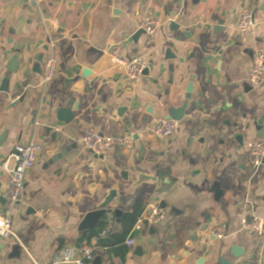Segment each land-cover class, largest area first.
Here are the masks:
<instances>
[{
	"label": "crops",
	"instance_id": "1",
	"mask_svg": "<svg viewBox=\"0 0 264 264\" xmlns=\"http://www.w3.org/2000/svg\"><path fill=\"white\" fill-rule=\"evenodd\" d=\"M263 2L0 0V84L11 57L19 62L9 82L12 95L0 92V215L8 209L3 162L18 144L32 141L43 147L10 210L12 233L0 242V264H52L56 252L78 243L97 245L95 257L102 256V264H214L234 245L244 254L226 255L229 261L241 264L252 255L253 264H264V242L239 230L249 211L247 199L264 222V165L253 176L245 166L247 143L264 141L254 126L247 128L264 116V86L247 88L254 55L264 53ZM244 8L252 11L254 28L241 35L237 25ZM147 12L160 26L153 39L143 34L135 43L132 37ZM221 20L224 29L215 32ZM48 39L54 47L49 44L45 52ZM168 49L176 60L165 59ZM41 52L58 60L56 76L46 86L41 73L34 72ZM137 55L148 66L140 81L131 84L115 59ZM84 69L91 76L83 77ZM190 76L195 77L193 97L178 134L155 139L152 119L166 117V102L181 105ZM71 100L78 105L72 107L73 121L58 124L55 109ZM121 107L127 108L124 117L131 130L117 115ZM90 128L113 137L112 150L102 159L81 143ZM125 138L132 139L131 147ZM68 147L65 157L53 160ZM139 174L154 180L139 181ZM217 182L220 199L211 190ZM112 189L118 194L112 207L121 210L120 221L109 215L106 226L80 240L82 217ZM141 199L146 207L162 206L165 220L139 231L132 228L120 240L122 216ZM221 225L227 236L218 240L213 230ZM100 238H110L109 247L100 246ZM129 238L135 239L132 247L126 244ZM138 247L142 257L136 254Z\"/></svg>",
	"mask_w": 264,
	"mask_h": 264
},
{
	"label": "built area",
	"instance_id": "2",
	"mask_svg": "<svg viewBox=\"0 0 264 264\" xmlns=\"http://www.w3.org/2000/svg\"><path fill=\"white\" fill-rule=\"evenodd\" d=\"M160 26L159 19L152 13L147 12L140 22L139 30L144 32L148 40L155 37L158 27ZM241 35L250 34L254 28L253 13L249 8H244L240 12L237 25ZM51 48L54 43H50ZM115 61L121 65L128 76L131 84H137L144 74L148 66V60L140 55L131 59L116 58ZM58 70L57 58L50 54L44 58L41 69V83L46 86L56 76ZM248 82L253 88L264 86V53L257 52L254 55L251 63ZM151 135L158 140H165L176 136L179 132V122L166 117H154L150 129ZM113 137L101 134L99 130L90 128L81 138L83 147L97 156L107 154L112 147ZM124 144L128 147L132 145L131 138H125ZM43 150V147L35 142L27 144H18L14 147L11 155L3 162L2 169L8 176L6 184L5 196L8 209L0 215V242L4 237L12 233V217L10 214L11 208L18 203L22 191L25 186L28 172L34 167L38 154ZM245 166L251 176L257 173L260 167L264 165V141L253 140L246 145ZM245 206L248 207V214L245 215L239 223V230L251 236L259 237L264 242V222L255 214V207L252 200L247 199ZM166 218V211L159 204H149L142 214L138 217L133 229L141 230L145 225H157L163 222ZM213 235L218 240H223L227 236L226 226L221 225L213 230ZM104 237V232L99 235ZM128 247L135 244V239L129 238L126 241ZM98 250L95 244H84L79 247V258L75 256L73 247H66L56 252L52 259V264H92L95 260V253Z\"/></svg>",
	"mask_w": 264,
	"mask_h": 264
},
{
	"label": "water",
	"instance_id": "3",
	"mask_svg": "<svg viewBox=\"0 0 264 264\" xmlns=\"http://www.w3.org/2000/svg\"><path fill=\"white\" fill-rule=\"evenodd\" d=\"M261 10L264 11V2L262 4ZM223 24H224V21L221 20L219 22L218 26L216 27L215 32L222 31L224 29ZM172 27L174 28V27H178V26L176 24H172L171 28ZM143 34H144V32L142 30H138L132 37V39H134L133 41L135 43H138V40H140L139 38L142 37ZM47 42H48V44L45 45L43 48V50L45 52L49 50V44L51 43V39H48ZM2 51H3V54L5 56L9 54V52H7L5 50H2ZM16 53L19 54L20 50H18ZM99 53L101 55L102 52H99ZM44 56H45L44 52H41L39 54V56H37L35 58L36 63L34 65V72L39 73V74L41 73V65L43 63ZM165 59L166 60H168V59L176 60V56L171 52V50L168 49L165 53ZM18 64H19L18 59L15 57L14 58L11 57V59L7 62V66H6L7 73L1 79L0 92L4 93L6 95H12V92H11L10 87H9V82H10L11 75L17 74ZM169 71L172 73V75H170L171 78H169V84L173 85V83H174V81H173V78H174L173 77V71H174L173 64L169 65ZM91 73H92L91 70L84 69L83 70V74H84L83 77L87 78V77L91 76ZM190 78H191L190 81L186 85L185 97H184V100L182 101L181 105L175 106L170 102H166L163 104V109H164L165 113L167 114L166 115L167 119H171L174 121L176 120V121L180 122L185 118L186 111H187L189 102H190L191 98L193 97L192 94H193V90H194L193 80L195 79V77L190 76ZM247 88H248V90L253 89L252 86H248V85H247ZM25 96H26V94L21 96L19 98V102H23V100L25 99ZM16 103H17V101L13 102L11 105L14 106ZM72 107H74V109L76 110L78 105L76 102H73L71 100V101L67 102L66 106L58 107L55 109L56 122L58 124H61V123L69 124L73 121L74 115L72 113ZM126 111H127L126 107H121L117 110V112H118L117 115L120 118H123V122L125 124V127L128 130H131L132 124L130 123L129 117H127V116L124 117V114ZM153 111H154L153 108L148 109V113H150V114H153ZM225 124L227 126H230L229 121H226ZM251 125L254 126L256 131H258L257 138H263V136H264V131H263L264 130L263 129L264 116L262 118L254 119L251 124L247 125V128H250ZM137 138H138V136H134V139H137ZM236 140L241 143L242 142V136L238 135L236 137ZM70 149H72V148L68 147L67 149L62 150L60 153H58L56 156H54L53 160L56 161V160H59V159L65 157L68 154V152L70 151ZM94 157L99 158V159L103 158V156H97L95 154H94ZM124 175H125V173H124ZM138 179H139V181L145 180V179L154 180V178H147L146 176L140 175V174L138 175ZM211 190L215 191L217 199H220L223 192H222V189H220V185L218 182L212 186ZM117 195L118 194H117L116 189L110 190L108 192L107 196L104 198L103 202L98 206V208L96 210L91 211L82 217L81 222L79 223V225L77 227L78 232L80 233V236H79L80 240H82L84 237L91 236V234L94 231H96L98 226L99 227L101 226V223L109 215L110 216L114 215L117 218V220L120 221V217L122 215L121 210H118V209L114 210L112 207V203L117 198ZM110 242H112L110 238H100L98 241V244L102 247H109L108 243H110ZM79 247H80V243L76 244L75 256H76V258L80 259ZM220 252H221V250H220ZM136 254L138 256L142 257L144 252L140 247H138L136 250ZM243 254H244V250L242 248H240L237 245L231 246V248H229L227 251H225L223 256L219 257L217 259V262H215L214 264H234L233 262L229 261L226 258V255H231L234 258H241V256H243ZM94 259L95 260L92 261V264H102V256H100V255L96 256ZM241 264H253V256L249 255L247 260L243 261Z\"/></svg>",
	"mask_w": 264,
	"mask_h": 264
},
{
	"label": "trees",
	"instance_id": "4",
	"mask_svg": "<svg viewBox=\"0 0 264 264\" xmlns=\"http://www.w3.org/2000/svg\"><path fill=\"white\" fill-rule=\"evenodd\" d=\"M145 208H146V203L143 199H141L137 202V204H135L131 212L125 213L122 216V222H121L122 232H121L120 240H123L130 233L131 229L136 224L138 217L142 214ZM106 225H107L106 221H103L101 223V227H104ZM124 255H125V251L122 254L123 258Z\"/></svg>",
	"mask_w": 264,
	"mask_h": 264
}]
</instances>
